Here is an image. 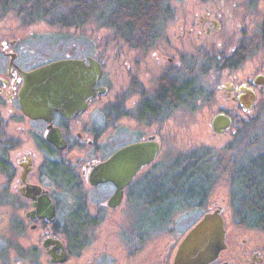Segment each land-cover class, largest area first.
<instances>
[{
	"label": "flooded vegetation",
	"instance_id": "1",
	"mask_svg": "<svg viewBox=\"0 0 264 264\" xmlns=\"http://www.w3.org/2000/svg\"><path fill=\"white\" fill-rule=\"evenodd\" d=\"M174 1L182 3L168 5L159 45L157 36L148 46L126 41L121 90L109 102L105 60L90 52L44 55L25 33L32 26L26 16L40 10L0 0V264H176L185 233L219 204L225 246L198 264H264V227L249 224L238 205L258 201L236 194L250 191L241 177L253 163L264 174V154L232 164L230 182L215 187L225 161L219 150L240 149L250 112L264 108V0ZM154 42L151 61L134 56ZM62 58L97 60L99 92L68 115H29L20 100L25 74ZM145 65L150 70L142 71ZM188 108L214 109L204 125L218 151L181 150L186 158L171 162L174 144L188 141ZM217 114L230 118L222 130L214 127ZM139 142L158 143L157 153L136 167L132 151L124 167L123 150ZM191 208L202 211L189 222Z\"/></svg>",
	"mask_w": 264,
	"mask_h": 264
},
{
	"label": "rangeland",
	"instance_id": "2",
	"mask_svg": "<svg viewBox=\"0 0 264 264\" xmlns=\"http://www.w3.org/2000/svg\"><path fill=\"white\" fill-rule=\"evenodd\" d=\"M167 3L172 7L173 4H180V1L167 0ZM14 6H20L14 4ZM57 16V14H55ZM26 18L30 19L28 25L32 24V26H28L25 33L28 38H32L35 41L32 42L31 47H35L34 49L39 48L43 51L44 55L49 56H66L71 54H84V53H95L101 59L105 60L107 71L111 76V90L107 95V100L109 102L114 101L116 99V95L118 91H120V83L118 80L119 72H118V64H119V55L123 50H127L128 44L127 40L119 37L115 34L112 28L101 25L96 21H90L82 24L81 26L68 25L64 26L57 22V18L50 17L49 15L43 16L41 13L33 14V16H26ZM53 19L54 21L50 20ZM36 20V21H35ZM162 29V28H161ZM160 29V32H161ZM159 32V33H160ZM158 33V34H159ZM157 45L160 44L158 41V36L156 37ZM150 47L141 48L140 50H136L138 53L137 57L142 59L151 61L153 58V46L151 44ZM30 45H28L29 47ZM148 46V45H147ZM130 48V47H128ZM132 49H129L127 53H131ZM133 55V53H131ZM33 56V55H32ZM247 65V67H249ZM142 71L150 70V68L145 65L142 67ZM179 112V111H177ZM174 115H179V113H173ZM172 114V115H173ZM173 115V116H174ZM214 115V109L210 110H198V109H190L188 108L185 116L186 120V135L188 137V141L186 144H174L176 148L175 153L172 155L171 162H175V156L185 157L186 154H180V151L187 150L188 152H192V150L196 147H203L201 151L205 152H216L218 151L219 143H216L214 140H209L208 137V128L205 127L204 123L208 121V118ZM179 120V116L175 117ZM250 124L247 130H244L241 134V137L238 141V146L240 149L231 150L230 148L220 151L223 154L224 162L220 165L218 169V175L216 176L217 184L215 187H218L220 190H224L227 186L228 182H230V178L233 177L232 164L233 169L235 166L243 167L247 165L250 159H255L261 154H264V108H257L250 112ZM110 130V129H109ZM114 131V130H113ZM248 131V132H247ZM246 136V137H245ZM246 140V141H245ZM251 143V149L245 147V143ZM246 143V144H247ZM180 145L185 146L187 148H180ZM214 147V148H213ZM244 147V151L242 150ZM213 148V149H212ZM237 149V148H236ZM177 154V155H175ZM248 154V155H247ZM237 158V162L231 161V158ZM186 158V157H185ZM163 160L165 157L163 156ZM232 163H231V162ZM169 162V161H168ZM235 163V164H234ZM240 165V166H238ZM163 166V165H161ZM237 171V170H236ZM219 190H216L218 192ZM224 193V192H221ZM226 194V192H225ZM220 195V193L218 194ZM223 203L226 202L225 198H222ZM202 211V209L191 208L188 209L186 214V219L188 221H192L197 215ZM182 226L184 224L182 223Z\"/></svg>",
	"mask_w": 264,
	"mask_h": 264
},
{
	"label": "water",
	"instance_id": "3",
	"mask_svg": "<svg viewBox=\"0 0 264 264\" xmlns=\"http://www.w3.org/2000/svg\"><path fill=\"white\" fill-rule=\"evenodd\" d=\"M101 66L95 59L86 65L84 60L62 58L31 70L25 74L20 91L23 110L33 117L46 116L56 110L68 115L74 104L83 103L86 94L94 95L100 89L93 84L101 75ZM252 99L254 94L251 92ZM251 102V101H250ZM249 102V107L251 106ZM230 118L217 114L214 127L222 130ZM158 143L139 142L123 150L124 167L132 158V151L138 154V165L149 162L157 153ZM122 152V151H121ZM117 153L109 160L114 164ZM128 157V158H127ZM137 162V161H136ZM137 164V163H136ZM224 207L206 211L185 233L176 253V264H198L213 260L225 246Z\"/></svg>",
	"mask_w": 264,
	"mask_h": 264
},
{
	"label": "trees",
	"instance_id": "4",
	"mask_svg": "<svg viewBox=\"0 0 264 264\" xmlns=\"http://www.w3.org/2000/svg\"><path fill=\"white\" fill-rule=\"evenodd\" d=\"M19 7H29L40 10L43 16L49 15L64 25L81 26L90 21H96L113 29L116 35L126 39L131 44L145 46L160 32L165 18L167 0H11ZM36 14V13H35ZM57 14V16L55 15ZM51 21H54L50 18ZM259 158V156L257 157ZM254 160V158H253ZM253 163L252 168H258ZM264 168V165H262ZM251 170L250 175L241 177V183L252 185L245 194L247 199H254L256 204H238L243 208V215L251 225L264 227V174ZM257 188L254 189V186ZM261 189V190H259ZM250 193V194H249ZM258 195V197H256ZM242 201V199L240 200ZM244 202V201H243ZM261 202V203H260Z\"/></svg>",
	"mask_w": 264,
	"mask_h": 264
}]
</instances>
